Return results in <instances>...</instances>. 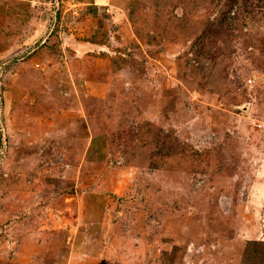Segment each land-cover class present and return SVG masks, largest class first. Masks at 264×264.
I'll use <instances>...</instances> for the list:
<instances>
[{
	"label": "rangeland",
	"instance_id": "obj_1",
	"mask_svg": "<svg viewBox=\"0 0 264 264\" xmlns=\"http://www.w3.org/2000/svg\"><path fill=\"white\" fill-rule=\"evenodd\" d=\"M212 1L0 0V264H239L264 241V0L256 28L201 34Z\"/></svg>",
	"mask_w": 264,
	"mask_h": 264
},
{
	"label": "trees",
	"instance_id": "obj_2",
	"mask_svg": "<svg viewBox=\"0 0 264 264\" xmlns=\"http://www.w3.org/2000/svg\"><path fill=\"white\" fill-rule=\"evenodd\" d=\"M259 0H220L218 4L214 6V0L207 5V17L202 21L199 30L204 34L215 29H222L224 25L240 26V30L244 32L246 30L244 26L252 25L255 28L258 26V18L256 15V2ZM193 2H190L189 7H192ZM237 7L238 11L234 16H231L233 8ZM205 10V7L201 9ZM205 10V11H206ZM186 18H189L187 13ZM242 25V26H241ZM246 39L252 41L250 44L253 46L261 45L264 42V37L259 34L246 33ZM254 42V43H253ZM241 258L239 264H264V241H248L241 249Z\"/></svg>",
	"mask_w": 264,
	"mask_h": 264
},
{
	"label": "water",
	"instance_id": "obj_3",
	"mask_svg": "<svg viewBox=\"0 0 264 264\" xmlns=\"http://www.w3.org/2000/svg\"><path fill=\"white\" fill-rule=\"evenodd\" d=\"M63 43L71 48L72 50L76 51L80 56L88 53V52H103L106 50L105 47L91 44V43H84L78 42L75 37L64 34L63 35ZM240 109L245 110L246 107H240ZM246 111V110H245Z\"/></svg>",
	"mask_w": 264,
	"mask_h": 264
}]
</instances>
